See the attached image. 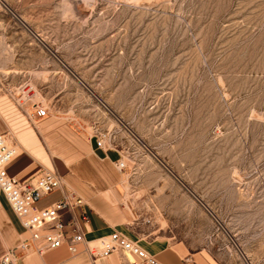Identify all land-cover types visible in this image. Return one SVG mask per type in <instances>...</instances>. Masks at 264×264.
I'll return each mask as SVG.
<instances>
[{"label": "rangeland", "instance_id": "374dc122", "mask_svg": "<svg viewBox=\"0 0 264 264\" xmlns=\"http://www.w3.org/2000/svg\"><path fill=\"white\" fill-rule=\"evenodd\" d=\"M34 105L80 148L109 134L191 253L264 264V0H0L18 147Z\"/></svg>", "mask_w": 264, "mask_h": 264}, {"label": "crops", "instance_id": "0c3cea01", "mask_svg": "<svg viewBox=\"0 0 264 264\" xmlns=\"http://www.w3.org/2000/svg\"><path fill=\"white\" fill-rule=\"evenodd\" d=\"M31 122L34 128L19 133V151L6 165V172L21 183L49 170L62 173L66 188L76 190L86 201L87 205L77 211L86 240L116 232L161 264H207L202 255L191 253L193 245L182 234L163 222L145 200L136 197L131 189L134 180L117 169V161L123 157L119 149L110 148L107 140L104 147H98L94 134H89L86 145L80 148L72 136L53 129V115L48 112L43 118L33 116ZM9 128V117L0 113V133ZM60 195V190L51 192L39 201V206L54 203ZM63 220L67 222L68 216L64 215ZM22 231L20 222L1 195L0 256L19 243ZM68 232L69 227H65V233ZM76 249L75 254H71L66 245L41 255L30 252L20 257L17 264H125L121 254L91 261L82 244L76 245Z\"/></svg>", "mask_w": 264, "mask_h": 264}, {"label": "built area", "instance_id": "2783aa9c", "mask_svg": "<svg viewBox=\"0 0 264 264\" xmlns=\"http://www.w3.org/2000/svg\"><path fill=\"white\" fill-rule=\"evenodd\" d=\"M24 92L23 101L19 99L17 103L20 108L29 98V90ZM46 115L45 108L34 105L33 113L28 114V118L31 120L33 116L43 118ZM94 135L98 147H104L107 140L110 148L117 149L110 143L109 134ZM18 150L8 130L0 133V196L5 198L23 228L19 243L1 254L0 264H17L20 257L27 253L41 255L62 245L75 254L78 244L83 245V251L91 261L110 254H121L125 257V264H161L139 245L116 232L93 241L86 240L77 215V211L87 205L84 197L76 190L66 188L64 175L56 170L45 171L24 183L9 176L6 165L17 155ZM122 158L116 164L119 171L125 168ZM55 190L61 191L59 199L52 204L39 206V201ZM64 215L68 216L67 222L63 220ZM65 227H69L68 233H65Z\"/></svg>", "mask_w": 264, "mask_h": 264}]
</instances>
